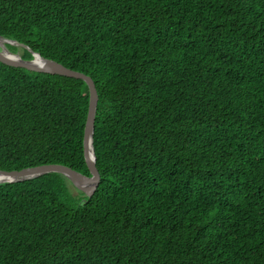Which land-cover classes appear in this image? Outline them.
<instances>
[{"label": "trees", "instance_id": "trees-1", "mask_svg": "<svg viewBox=\"0 0 264 264\" xmlns=\"http://www.w3.org/2000/svg\"><path fill=\"white\" fill-rule=\"evenodd\" d=\"M0 38L92 79L100 177L0 184V264H264V0H0ZM88 105L0 63V172L90 176Z\"/></svg>", "mask_w": 264, "mask_h": 264}, {"label": "water", "instance_id": "water-1", "mask_svg": "<svg viewBox=\"0 0 264 264\" xmlns=\"http://www.w3.org/2000/svg\"><path fill=\"white\" fill-rule=\"evenodd\" d=\"M0 40L3 42V46L0 47V63L3 65L25 69L35 73L72 78L86 83L89 90V105L84 128V158L90 174V176L87 177L64 166L48 165L25 169L19 172H0V184L22 182L35 179L46 174L55 173L65 177L76 190L83 193L87 198L92 197L100 182L99 173L95 167L96 158L92 146L95 114L98 103V95L92 79L84 74L71 71L54 61L41 58L39 54L31 52L28 47L22 44L3 38H0ZM6 45L27 50L32 55V59L29 61L22 60L18 54L10 53L6 48ZM35 57H38L41 62L36 63ZM90 154L92 158L90 157Z\"/></svg>", "mask_w": 264, "mask_h": 264}, {"label": "bare ground", "instance_id": "bare-ground-1", "mask_svg": "<svg viewBox=\"0 0 264 264\" xmlns=\"http://www.w3.org/2000/svg\"><path fill=\"white\" fill-rule=\"evenodd\" d=\"M3 46V42L0 40V47ZM35 62L36 63H40V59L38 57L35 58ZM90 157L92 158L91 154H90Z\"/></svg>", "mask_w": 264, "mask_h": 264}, {"label": "rangeland", "instance_id": "rangeland-1", "mask_svg": "<svg viewBox=\"0 0 264 264\" xmlns=\"http://www.w3.org/2000/svg\"><path fill=\"white\" fill-rule=\"evenodd\" d=\"M72 191H73V190H72ZM77 196H78V197H81V195H80L79 193L77 194Z\"/></svg>", "mask_w": 264, "mask_h": 264}]
</instances>
